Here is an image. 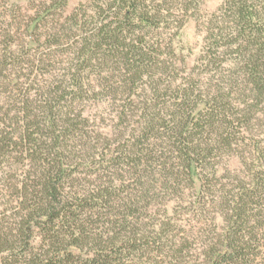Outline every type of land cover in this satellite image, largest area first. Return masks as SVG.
Here are the masks:
<instances>
[{
  "label": "rangeland",
  "instance_id": "374dc122",
  "mask_svg": "<svg viewBox=\"0 0 264 264\" xmlns=\"http://www.w3.org/2000/svg\"><path fill=\"white\" fill-rule=\"evenodd\" d=\"M58 1L0 0V122L5 118V124L13 123L19 129L16 141H20L21 118L24 122L23 117L29 111L35 116L52 105L53 112L46 111L47 114H61L72 121L70 137L63 138V144L67 143L70 150L66 149L70 155L63 158L67 171L63 197L74 207L71 218L81 215L84 219L86 233L81 240L83 248H78L76 257L66 264H92L88 261L91 257H99L100 264L108 253L109 264L203 263L210 246L219 247L220 234L226 225L222 194L237 193L242 186L252 185L249 170L252 160L248 157L254 154L257 144L264 145V96L256 99L251 85L242 80L243 72L234 67L236 55L231 52L223 55L210 45V35L214 37L221 29L238 30L227 0L164 3L163 7L170 8V18L152 31L147 40H159L168 68L154 66L136 82V77L118 59L103 53L85 62L79 53L86 39L93 38V27L100 24L95 23L101 20L94 13L97 0H68L64 8L50 12L45 9ZM255 5L264 15V0ZM37 11L44 12L45 17L32 44L27 27ZM74 11L79 14V28L63 33V28L68 30L67 24H71L66 16ZM60 22L65 23L63 28ZM219 49H225L224 45ZM179 86L194 88V95L209 99L207 109L218 105L219 97L224 96L225 102H230L229 115H238L233 128L227 127L230 132L234 130L232 138L238 135L237 140L232 150L223 147L214 152L205 173L216 170L218 178L210 176L212 181L204 183L201 196L196 192L197 182L191 183L186 177L173 182L166 173L160 174L159 161L136 162L130 149L135 142L143 143L140 134L144 120L174 117L178 111L175 103L179 100ZM66 91H76L77 95L69 93L63 100L60 95ZM27 101L32 103L30 110L24 108ZM247 104L251 107L239 114L238 108ZM123 110L127 117L122 115ZM46 122L49 126V121ZM240 124L247 129L243 135L238 133ZM43 127L46 136L40 138L46 144L37 151L45 158L54 152L53 148L46 149L54 140L53 128ZM62 127L61 121L55 125L57 134ZM154 131L147 133L145 142L156 144V156L161 161H171L167 159V143L160 139L158 128ZM209 137L213 140L207 139L202 147L207 143L213 145L214 136ZM29 146L17 149L6 146L8 152L0 151V226L15 227L16 214L11 208L16 195L14 185L38 178L36 171L40 168L30 158ZM55 156L54 152L52 158ZM102 191L106 196L101 199ZM75 196L85 201L83 207L77 208ZM254 205L249 224L256 233L251 242L253 253L237 264H264V208L260 203ZM64 229L67 233L62 235L68 241L67 234L73 226ZM37 232L33 242L40 246L42 232ZM116 250L120 259L114 255ZM176 250L181 252L176 254ZM10 253L6 251L0 257Z\"/></svg>",
  "mask_w": 264,
  "mask_h": 264
},
{
  "label": "trees",
  "instance_id": "16d2710c",
  "mask_svg": "<svg viewBox=\"0 0 264 264\" xmlns=\"http://www.w3.org/2000/svg\"><path fill=\"white\" fill-rule=\"evenodd\" d=\"M168 1L97 0L94 13L101 20L98 19L95 22L100 21V24L93 27V34H91L93 38L86 39L80 49L79 53L83 56V61L90 62L97 55L104 53L109 58L118 59L128 73L130 72L136 77L135 82L141 78L145 71H150V68L154 66L161 69L168 68L166 60L162 59L164 53L159 46V40L157 42L147 40V36H150L152 31L158 29L162 23L168 22L171 15L170 8L162 6ZM258 1L260 2V0H227L226 4L234 14L233 22L238 26V30L234 31V34V32L221 29L218 33L213 34L214 37L210 35L211 48L214 46L223 55L227 52L236 55L234 67H239L243 72L242 80H246L247 85H251L250 90L256 99L264 96V15L256 9L255 3ZM67 5L68 0H60L47 5L45 9L50 12ZM43 13L37 11L36 17L32 18V22L27 27L32 44L39 30V24L45 17ZM89 16L94 17L93 15ZM78 17L77 11L66 16L68 22L71 23L67 24L68 30L63 28L65 23L60 22L59 25L65 31L63 33L67 34L68 31L72 32L79 28ZM222 44L225 49L221 51L219 48ZM228 71L232 72L231 69ZM243 84L245 83H241L244 88ZM76 86L79 87V85ZM193 90L194 88L189 90L185 86H179L177 89L179 100L175 103L178 111L174 117L169 119L164 116L150 121L144 120L140 134L143 143L135 142L130 149L135 153L136 162L139 160L142 162L144 159L159 161L160 174L166 173L173 182H177L182 177H186L191 183L197 182L198 190L196 192L198 196H201L204 183L208 185L209 181H212L210 176L218 178L216 170H213L212 174L205 173V168L210 164L214 152L220 151L223 147L232 150V146L237 140L236 136L238 135L232 138L231 134L234 130L230 132L227 127L232 126L233 128L232 123L238 119V115H229L230 102H225L224 96L219 97L218 105L215 104L212 109H207L210 100L201 98L198 94L194 95L195 91ZM69 93L75 97L77 95L76 91H66L60 96L65 100ZM25 103L24 108L30 110L29 107L32 103L28 101ZM53 107L51 105V108L43 109L45 111L42 110V113L35 116H32L34 112L29 111V114L23 117L24 122L21 118L20 141H16L15 133L19 129L15 128L13 123L5 124V118L0 122V151L7 150L6 152H8V149H5L6 146L17 149L29 144L30 158L33 157L40 168L36 171L37 175L39 174L38 178L34 177L33 183L19 181L17 185H14V194L16 193V195L14 202L11 203V208L16 214L15 227L0 226V255L6 251L11 253L8 256L0 257V264H66L70 262V259L76 257L75 252L78 248H83L81 240L85 238L86 233L83 226L84 219L81 218V215H72L71 218V213L75 212L74 207L64 201V187H62L65 176H67V171L63 167V158L66 159L70 155V152L66 150L68 149L67 143L66 146L63 144V138L70 137L68 134L73 129L70 127L72 121L66 116L63 118L61 114L59 116L57 113L47 114L46 111L53 112ZM250 107L251 105L248 104L239 107L238 113L242 115L243 111ZM122 115L127 117L124 110ZM57 117L61 119L59 120ZM16 118H18V122L19 117ZM63 120L66 121L63 122ZM46 121H49V126H46L48 124ZM60 121L64 127L59 129L61 132L57 134L55 125H59ZM43 126L48 129L53 128L51 135H53L54 143L52 146L47 145L46 149L53 148L55 158H52L54 152L52 154L49 152L48 157L45 158L38 154L37 150L45 148L46 144L41 139L42 135L46 136ZM155 128L159 130L158 135L161 134L160 139L167 143L166 147L169 150L167 159L171 160L169 161L171 163L167 160L161 161L160 157L156 156L158 154L156 144L152 146V143L145 142L148 140L147 133L155 132ZM237 128H239L237 130L240 135L247 131L246 127L241 124ZM237 130L235 129L236 132ZM210 135L214 136L213 145L207 143L204 144L205 147H202L201 145L207 139L213 140L209 137ZM215 143H217V147H215ZM161 147H165L164 144ZM255 148L253 149L254 154L248 157L252 160V167L249 170L253 183L249 187L242 186V190L237 193L222 194L221 200L226 225L220 234L221 242L219 247L210 246L206 260L200 264H237L253 253L251 242L256 233L255 227L249 224L252 221L254 204L260 203L261 208H264V145L261 146L259 143ZM64 149L65 151H63ZM105 196V191H102L100 198ZM75 199H77V208H81L85 201L77 196ZM70 219L74 221L70 222ZM71 226L73 229L70 233L68 232L67 235L70 239L67 241L62 232L65 231L64 227L68 230V227ZM37 230L42 232L41 235L39 234L42 241L40 246L33 242L38 233ZM249 235L251 239L248 237ZM64 242L67 244L63 245ZM109 249H111L110 246ZM175 252L177 254L181 251L176 250ZM115 254H117V250L116 253L114 252ZM105 256L103 263L100 264H109L111 255L108 253ZM116 257L120 259V257ZM98 258L91 257L88 261L92 264H99ZM80 260L82 257H79Z\"/></svg>",
  "mask_w": 264,
  "mask_h": 264
}]
</instances>
